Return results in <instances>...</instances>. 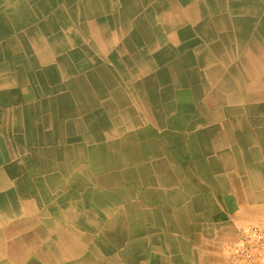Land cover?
I'll use <instances>...</instances> for the list:
<instances>
[{"label": "bare ground", "instance_id": "1", "mask_svg": "<svg viewBox=\"0 0 264 264\" xmlns=\"http://www.w3.org/2000/svg\"><path fill=\"white\" fill-rule=\"evenodd\" d=\"M141 34L216 60L208 77L227 74L216 80L227 112L264 143V0H0V264H131L113 256L123 237L98 246V207L82 213L98 206V183L86 181L96 170L81 166L98 162V148H84L98 143L91 132L114 120L98 102L116 79L153 71L114 64Z\"/></svg>", "mask_w": 264, "mask_h": 264}, {"label": "crops", "instance_id": "2", "mask_svg": "<svg viewBox=\"0 0 264 264\" xmlns=\"http://www.w3.org/2000/svg\"><path fill=\"white\" fill-rule=\"evenodd\" d=\"M136 39L138 46L114 51V64L153 71L116 79L98 102L114 120L108 132H91L97 144L84 146L98 148V162L81 166L96 170L86 181L98 183V206L86 202L82 213L91 219L98 207V246L114 248L123 237L113 256L131 264H228L243 232L264 229V143L246 116L227 112V91L216 81L227 74L208 77L216 60L168 52L148 34Z\"/></svg>", "mask_w": 264, "mask_h": 264}, {"label": "built area", "instance_id": "3", "mask_svg": "<svg viewBox=\"0 0 264 264\" xmlns=\"http://www.w3.org/2000/svg\"><path fill=\"white\" fill-rule=\"evenodd\" d=\"M229 252L228 264H264V229L249 228Z\"/></svg>", "mask_w": 264, "mask_h": 264}]
</instances>
